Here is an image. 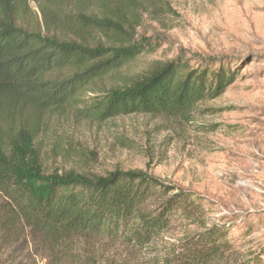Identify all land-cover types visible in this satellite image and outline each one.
Wrapping results in <instances>:
<instances>
[{
	"label": "rangeland",
	"instance_id": "rangeland-1",
	"mask_svg": "<svg viewBox=\"0 0 264 264\" xmlns=\"http://www.w3.org/2000/svg\"><path fill=\"white\" fill-rule=\"evenodd\" d=\"M86 18L103 23L84 25ZM16 22L92 48L118 46L121 38L151 47L81 98L41 114L33 148L45 172L136 170L201 198L203 227L177 223L142 251L109 240L80 242L76 254L104 264H160L186 237L220 230L225 255L218 264H264V0H27ZM179 60L231 68L235 79L184 114L83 117L86 102Z\"/></svg>",
	"mask_w": 264,
	"mask_h": 264
},
{
	"label": "trees",
	"instance_id": "trees-1",
	"mask_svg": "<svg viewBox=\"0 0 264 264\" xmlns=\"http://www.w3.org/2000/svg\"><path fill=\"white\" fill-rule=\"evenodd\" d=\"M26 1L0 0V264H21L20 257L31 255L49 264H104L76 254V245L109 240L142 251L177 223L203 227L200 197L146 172L43 170L33 148L41 114L81 98L90 85L151 47L121 38L118 46L92 48L27 30L16 22ZM90 23L103 22H82ZM234 79L225 66L211 70L171 61L125 89L93 98L80 111L97 121L132 113L176 116L220 95ZM13 128H20L17 134ZM221 239L220 230L188 236L160 264H218L225 255Z\"/></svg>",
	"mask_w": 264,
	"mask_h": 264
}]
</instances>
